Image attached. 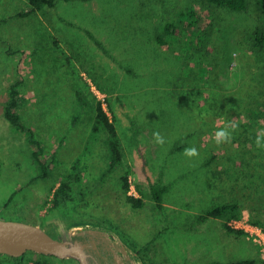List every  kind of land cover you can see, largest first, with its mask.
Returning a JSON list of instances; mask_svg holds the SVG:
<instances>
[{"label": "rangeland", "instance_id": "obj_1", "mask_svg": "<svg viewBox=\"0 0 264 264\" xmlns=\"http://www.w3.org/2000/svg\"><path fill=\"white\" fill-rule=\"evenodd\" d=\"M191 6L207 34L202 49L190 56L193 50L183 35L167 36L166 46L158 44V29L175 22L182 7ZM29 9V0H0L1 218L39 224L51 235L64 232L72 222L104 225L140 251L147 264H176L173 255L181 252L174 244L183 239L177 236L181 228L198 221L197 216L221 198L239 200L247 218L254 214L264 220V157L257 156L259 152L252 155L258 165L263 163L260 184L251 182L247 166L239 173L243 174L240 180L232 181L226 174L229 155L220 147L230 143L228 131L234 121L258 128L257 134H250L258 140L263 132L258 124L264 123V112L258 120L252 117L256 105L264 111V57L251 48L245 35L256 23L253 9L223 14L203 0H56L54 6L46 4L43 10L20 15ZM186 25L185 20L180 23L184 32ZM253 70L252 76L257 75L262 85L258 98L241 101L231 122L223 123L212 110L218 103L211 105L208 92L219 88L220 93L231 95V89L243 79L247 82ZM15 80L22 81L25 98L20 111L43 141L46 154L59 147L46 178L40 176L26 134L14 130L4 116ZM194 80L204 84L203 95L192 88ZM78 89L89 100L85 109L79 104ZM94 98L103 101L123 140V162L114 172L106 171L105 135L93 140ZM218 131L226 134L219 144ZM154 133L160 134L163 144L157 143ZM186 149H196L198 155L188 156ZM229 153L234 161L241 159L233 149ZM126 171L129 193L145 201L141 208L125 198L122 175ZM69 174L74 176L71 197L55 208L54 192ZM152 184L167 187L162 207L153 198ZM218 233L200 235L199 249L220 239ZM234 240L235 257L250 258L253 244L244 236ZM256 245L259 255L256 251L254 261L262 264L264 253ZM5 258L0 255V260ZM37 260L81 264L34 251L21 256L20 264H38Z\"/></svg>", "mask_w": 264, "mask_h": 264}, {"label": "trees", "instance_id": "obj_2", "mask_svg": "<svg viewBox=\"0 0 264 264\" xmlns=\"http://www.w3.org/2000/svg\"><path fill=\"white\" fill-rule=\"evenodd\" d=\"M207 3L210 7H215L217 11H221V13H225L226 11H232L237 13H246L249 10L253 9L254 15L256 17L255 25L253 30H250L245 33L246 39L252 43V49L258 52V55L262 54L261 56L264 57V0H203ZM30 2V9L25 12H21V16H27L35 11L43 10L44 6L48 4L49 6H54L56 0H29ZM223 10V11H222ZM218 14L215 13V19L217 21H222L221 18H218ZM175 22L169 21L166 24H163L160 29H158L155 35V41L160 44L161 46L167 45V36L174 38L179 37L180 35L184 36L185 42L190 45L189 55L192 56L195 50L202 49L201 44H204L207 40V34L204 30L198 25L200 23V17L195 9L191 7H184V9L180 12L179 18H176ZM186 21L187 25L185 27L184 32L180 27V23L182 21ZM218 21V22H219ZM224 21V20H223ZM220 23V22H219ZM244 35V36H245ZM196 45V47H193ZM196 48V49H192ZM183 51L187 52V49H183ZM254 70L249 72V78L246 80L243 79L240 85L236 86L235 88L231 89L232 94L228 95L226 93H220L219 88H212L208 93L210 96L211 105L213 102L218 103L217 106H214L212 110L217 111L218 118H222L223 123L231 122L232 117L236 114L239 106L238 104L241 101H247L249 98L256 97L258 98L259 92L262 90V85L259 80H257L255 76H252ZM208 74V73H207ZM251 75V78H250ZM247 78V77H246ZM21 80H15L9 90V96L7 101L4 103V116L12 126V128L18 132L25 133L29 143L31 144L32 156L34 160L38 163L39 169L41 171L40 176L42 178H46L50 175L52 166L56 163V152L58 151L59 147L55 149V151L46 154V147L42 140L37 138L35 129L28 124V122L23 117L20 109L21 105L25 102L24 95L21 92ZM204 85V84H202ZM201 85V86H202ZM201 86L198 84L196 80L192 83V88H199L196 93L202 94ZM217 91V92H216ZM203 95V94H202ZM226 95V96H225ZM77 96L79 98V104L82 106V109H85L89 106V100L86 97L85 91L83 89L77 90ZM205 97V96H204ZM207 97V95H206ZM209 98V97H207ZM221 98V99H220ZM206 99V98H205ZM92 101V108L95 112V119L93 121L92 127V134L95 137L93 140L96 141L100 139L102 134L105 135L103 139L104 143L106 144L108 150V159H107V172H114L123 162L124 156V147H123V140L120 135L118 126L115 120L110 116L108 110L105 108L104 103L102 100L97 98L93 99ZM208 102L206 99L205 103ZM227 107V109H225ZM264 106V105H263ZM209 112L212 113L211 107L207 106ZM264 111H260V105H256L253 107V120H258L259 117L262 116ZM210 113V114H211ZM234 125L232 129H229L228 135L231 137L230 143L220 146L222 149V153H226L229 155V159H227V163L230 162L229 166H227L228 170L226 174L229 179L233 181V179L240 180V177L243 176L242 173L244 171V167H248L251 173H248V177H250L251 182H259L261 172V166L263 163H257V156L262 154L264 157V151H260L264 147V123L261 122L258 124L260 126V130L262 133L261 140H258L257 135L250 136V134L255 133L257 134L258 128H253L251 125L247 126L248 123H241L233 122ZM253 125V124H252ZM255 127V125H253ZM228 126H225L227 129ZM259 131V130H258ZM252 132V133H251ZM254 139V140H253ZM230 145V147H228ZM262 148V149H261ZM233 149V154L236 156H240L241 159L233 160L232 155L229 151ZM257 154L256 158L252 157L253 154ZM243 153L249 154L251 157L247 159L248 155H242ZM219 156L220 153H216L215 155ZM225 157V156H224ZM222 159L223 156H220ZM219 158V159H220ZM80 164V158L75 164V167L78 168ZM236 167V168H235ZM259 171V172H257ZM78 174H80L78 172ZM78 174H75V177H79ZM241 175V176H240ZM74 177L73 174H69L66 177L62 178L59 181V185L54 192V206L55 208L59 207L62 203H66L71 197L72 191V179ZM225 178V177H224ZM233 178V179H232ZM263 178V177H262ZM80 181V179L76 180ZM260 184V182H259ZM122 188L125 194L126 200L133 205L134 207H143L145 204L144 199L141 196H136L129 193L131 188V183L129 179L128 171L122 175ZM167 187H159L156 184H152L151 191L154 200L157 202L159 207L163 206L162 195ZM19 190L17 189L12 193L10 196L8 203L13 199L15 194ZM221 202L214 204L213 206L207 208L204 213L200 215V219H205L210 216H215L222 218L225 221L226 227L232 231L239 234H246L243 229H233L228 225V221L231 219L242 218L245 217V213L242 209L241 203L237 199L231 200H224L221 198ZM250 222L254 224L260 225L264 229V220L257 216V215H250L248 218ZM5 255L7 258L1 259L0 264H20L21 257H12L7 254ZM144 258V257H143ZM38 264H50L47 260H37ZM253 263L252 259H243L239 261H235L232 264H251ZM264 264V260L262 261Z\"/></svg>", "mask_w": 264, "mask_h": 264}, {"label": "water", "instance_id": "obj_3", "mask_svg": "<svg viewBox=\"0 0 264 264\" xmlns=\"http://www.w3.org/2000/svg\"><path fill=\"white\" fill-rule=\"evenodd\" d=\"M28 251L81 264H147L140 251L104 225L72 222L51 235L39 224L0 217V253L21 257Z\"/></svg>", "mask_w": 264, "mask_h": 264}, {"label": "crops", "instance_id": "obj_4", "mask_svg": "<svg viewBox=\"0 0 264 264\" xmlns=\"http://www.w3.org/2000/svg\"><path fill=\"white\" fill-rule=\"evenodd\" d=\"M159 7H161L160 4L157 5V8ZM204 212L205 211H203V213ZM201 214L202 213L197 216L198 221L192 222L188 226L181 228L180 234H177V236H182V241L175 243V237L172 240L168 238L169 242L175 243L174 245L177 249H180L181 252L177 256L173 255L177 259L176 264H232L235 261L243 259H252L253 263L251 264H257V261L254 260H258L256 254L259 255V253L255 242L249 239L246 234H239L230 231L226 227L225 221L222 218L210 216L205 219H200ZM214 220H216L217 223H214ZM211 226L215 228V230H211ZM168 230H170V228H168ZM209 231L212 233L216 232L217 235H219L218 232H220L221 238L218 239L217 237V241H211L210 245L208 244L202 249H199L198 242L200 243V235ZM170 232L171 230L168 231L169 234ZM243 236L245 237L246 241H249L253 244L254 250L253 253L250 254V258H244L246 255L235 257L236 254L234 253V250L236 249V245H234L233 241H235V238H242ZM206 243L207 242H204L203 244ZM151 248L152 247L147 248L149 253L154 251V249L151 250ZM256 251L257 253L255 254ZM170 263L173 264V262ZM170 263L165 261V264Z\"/></svg>", "mask_w": 264, "mask_h": 264}, {"label": "built area", "instance_id": "obj_5", "mask_svg": "<svg viewBox=\"0 0 264 264\" xmlns=\"http://www.w3.org/2000/svg\"><path fill=\"white\" fill-rule=\"evenodd\" d=\"M228 225L233 229H243L260 246L264 253V229L260 225L250 222L246 216L231 219L228 221Z\"/></svg>", "mask_w": 264, "mask_h": 264}, {"label": "clouds", "instance_id": "obj_6", "mask_svg": "<svg viewBox=\"0 0 264 264\" xmlns=\"http://www.w3.org/2000/svg\"><path fill=\"white\" fill-rule=\"evenodd\" d=\"M226 134L223 131H218L216 133V137L215 140L216 142L219 144L221 143V137L225 136ZM155 139L157 141V143L163 144L164 143V139L160 136L159 133H154ZM185 154L188 156H195L198 155L197 150L196 149H186L185 150Z\"/></svg>", "mask_w": 264, "mask_h": 264}]
</instances>
